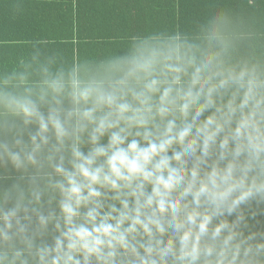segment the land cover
I'll use <instances>...</instances> for the list:
<instances>
[{
    "label": "clouds",
    "instance_id": "9594fccd",
    "mask_svg": "<svg viewBox=\"0 0 264 264\" xmlns=\"http://www.w3.org/2000/svg\"><path fill=\"white\" fill-rule=\"evenodd\" d=\"M226 24L0 78V264H264V63Z\"/></svg>",
    "mask_w": 264,
    "mask_h": 264
},
{
    "label": "crops",
    "instance_id": "0c3cea01",
    "mask_svg": "<svg viewBox=\"0 0 264 264\" xmlns=\"http://www.w3.org/2000/svg\"><path fill=\"white\" fill-rule=\"evenodd\" d=\"M261 7L264 0H0V78L31 65L27 71L34 85L42 78L41 65L55 72L73 64H95L127 54L134 38L179 33L181 24L193 27L192 35L196 30L202 35L220 18L235 24L225 25L232 39V60L264 63V57L249 56L257 51L264 55L256 46V41L264 42ZM57 41L73 42V55L61 50L50 60L33 61L35 42ZM17 60L20 63L14 64ZM12 119L0 115V125ZM19 175L0 162V203ZM45 239L51 243L50 236Z\"/></svg>",
    "mask_w": 264,
    "mask_h": 264
},
{
    "label": "trees",
    "instance_id": "16d2710c",
    "mask_svg": "<svg viewBox=\"0 0 264 264\" xmlns=\"http://www.w3.org/2000/svg\"><path fill=\"white\" fill-rule=\"evenodd\" d=\"M263 8L264 7H261V8H258V9H259V11H261ZM251 9H255V8H251ZM227 25H228V28H229V26H230V28H232L235 24H231L230 23V24H227ZM261 25H264V24H259V26H261ZM196 26L198 27V24ZM256 26H257V24H256ZM196 32H197L196 35H192V33H193V27L188 28V27L183 26L182 24L180 25V32L179 33L182 36H185L188 39L195 40V39L199 38L201 36V34H199L200 32H198V30H196ZM6 40L8 42H10L11 39L9 38V39H6ZM34 44L36 46L35 47V49H36L35 55L37 56V59H40L41 61H43V60H50L54 56V54H56L57 52H59L61 50L63 52H66V53L70 54V55L71 54L73 55V53H74V46H73L74 43L73 42H70V41L67 42V43L61 42V41H57L55 43L54 42H51V43L47 42L45 44H43V43H36L35 42ZM256 44H257L256 45L257 47L264 49V42L262 43V42L256 41ZM71 47H72V49H71ZM1 51H5V50H1ZM52 51H54L53 54H52ZM261 51H263V50H261ZM15 54H16V52H15ZM18 54H19V52H18ZM41 55H42V57H41ZM255 55H258L259 58L264 57V55H262V52H259V51H257L256 53H253V55L252 54H249L250 58L252 56H255ZM17 61H15L13 63L14 64H19L20 63V60H17ZM37 67H39V66H37ZM230 219H232V218H230ZM251 223L254 226V230H264V215L257 216L256 220L255 221H251Z\"/></svg>",
    "mask_w": 264,
    "mask_h": 264
}]
</instances>
